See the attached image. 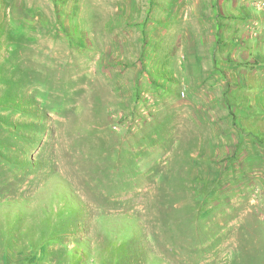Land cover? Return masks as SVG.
<instances>
[{
    "label": "rangeland",
    "instance_id": "1",
    "mask_svg": "<svg viewBox=\"0 0 264 264\" xmlns=\"http://www.w3.org/2000/svg\"><path fill=\"white\" fill-rule=\"evenodd\" d=\"M0 264H264V0H0Z\"/></svg>",
    "mask_w": 264,
    "mask_h": 264
}]
</instances>
